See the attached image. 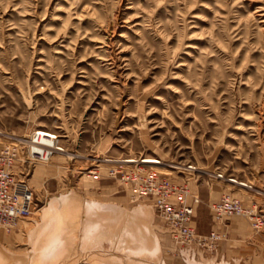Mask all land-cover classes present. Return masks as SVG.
Listing matches in <instances>:
<instances>
[{"label":"rangeland","instance_id":"obj_1","mask_svg":"<svg viewBox=\"0 0 264 264\" xmlns=\"http://www.w3.org/2000/svg\"><path fill=\"white\" fill-rule=\"evenodd\" d=\"M37 130L59 136L65 152L28 161ZM0 132L1 148L18 146L14 173L39 203L105 186L129 196L108 170L125 157L160 158L159 174L200 196L195 221L207 234L224 195L264 204V0H0ZM39 214L0 230V264H30L25 244ZM158 220L168 264L216 258L230 223L260 232L231 216L215 252L179 253ZM84 258L55 264H95Z\"/></svg>","mask_w":264,"mask_h":264},{"label":"crops","instance_id":"obj_2","mask_svg":"<svg viewBox=\"0 0 264 264\" xmlns=\"http://www.w3.org/2000/svg\"><path fill=\"white\" fill-rule=\"evenodd\" d=\"M106 187L105 192L91 196L80 190L46 197L38 209L39 221L28 232L29 263L55 264L85 255L95 264H168L161 236L164 229L153 206L133 203L128 195H114ZM202 198L204 203L211 197L206 191ZM260 232L251 234L230 223L229 238L216 258L187 254L183 263L264 264V242H260L264 232ZM233 235L236 246L230 243Z\"/></svg>","mask_w":264,"mask_h":264},{"label":"built area","instance_id":"obj_3","mask_svg":"<svg viewBox=\"0 0 264 264\" xmlns=\"http://www.w3.org/2000/svg\"><path fill=\"white\" fill-rule=\"evenodd\" d=\"M48 132L45 135L39 130L35 131L29 140H26L28 161H48L55 153L65 151L60 145L59 136ZM41 137L55 140V145L40 140ZM18 155V146L15 144L0 147V230L6 232L17 229L22 221L28 220L33 212L42 206V202L39 203L34 197L28 183L24 179L20 181L14 173ZM116 162L106 176L116 178L127 185L132 202H151L156 216L170 230L169 234L179 253L183 250L215 252L228 236L227 221L231 216L247 218L256 231H261L264 227V204L247 205L227 194L211 206L213 219L219 227L213 228L207 234L200 233L195 221L201 203L200 196L192 194L187 184L159 174L156 168L166 165L160 158L153 162L148 157L131 156ZM184 169L197 170L193 165L185 166ZM89 173L95 177L100 175L97 169L90 170ZM215 175L225 178L221 173ZM229 180L238 183L236 179ZM17 185L26 188L21 192ZM25 193L29 195L26 196Z\"/></svg>","mask_w":264,"mask_h":264},{"label":"bare ground","instance_id":"obj_4","mask_svg":"<svg viewBox=\"0 0 264 264\" xmlns=\"http://www.w3.org/2000/svg\"><path fill=\"white\" fill-rule=\"evenodd\" d=\"M38 131V130H37ZM40 131V133H43V134H47L46 132H48V131H46V130H39ZM48 133H50V132H48ZM52 134V133H51ZM53 135H56V134H54L53 133ZM40 140H42V141H44V142H46V143H49V144H53L54 143V145H55V140H51V139H45V138H40ZM65 152V151H64ZM59 153H63V152H59ZM150 160H152L153 162H155V157H152V156H149L148 157ZM50 160H51V157H50V159L48 160V161H42V162H50ZM245 185V184H244Z\"/></svg>","mask_w":264,"mask_h":264}]
</instances>
